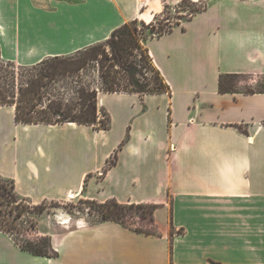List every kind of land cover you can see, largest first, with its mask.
I'll return each instance as SVG.
<instances>
[{"label": "crops", "instance_id": "1", "mask_svg": "<svg viewBox=\"0 0 264 264\" xmlns=\"http://www.w3.org/2000/svg\"><path fill=\"white\" fill-rule=\"evenodd\" d=\"M177 1L0 0V58L68 54ZM143 44L169 91L99 92L107 130L17 122L1 104L0 176L33 204H155L157 233L109 219L63 227L49 257L0 230V264H264V91L218 90L220 74L264 77V0H205Z\"/></svg>", "mask_w": 264, "mask_h": 264}, {"label": "trees", "instance_id": "2", "mask_svg": "<svg viewBox=\"0 0 264 264\" xmlns=\"http://www.w3.org/2000/svg\"><path fill=\"white\" fill-rule=\"evenodd\" d=\"M137 20H131L115 28L103 41L68 54L48 56L32 65L5 61L9 71L3 69L0 64V105H13L17 122L48 124L74 122L92 125L97 130H107L110 118L107 112L97 105L99 92L123 91L142 95L169 91L168 84L142 42L137 30ZM141 24L149 28L151 33L148 37L159 36L172 27L160 24L155 27L152 22L145 25L142 21ZM176 24L178 23L174 25ZM237 76L220 74L219 92L235 91L234 86L230 85L231 80ZM100 114L105 120H101ZM98 122L101 123L99 127ZM115 157L116 151L102 173L114 163ZM24 202H28L27 198L15 191L13 181L0 176V230L9 232L15 228L16 221L22 216L23 211L39 212L37 208L35 210ZM91 202L96 204L102 219L116 221L135 231L151 233L129 227L120 218L124 214V209L145 207L150 220L153 221L155 204L119 203L115 199ZM15 243L22 250L35 255L49 257L56 255L47 237L41 238L40 243L43 246L38 248L22 246L16 241Z\"/></svg>", "mask_w": 264, "mask_h": 264}, {"label": "rangeland", "instance_id": "3", "mask_svg": "<svg viewBox=\"0 0 264 264\" xmlns=\"http://www.w3.org/2000/svg\"><path fill=\"white\" fill-rule=\"evenodd\" d=\"M204 5L205 0L196 3H191L187 0H178L174 4L164 5L162 11L149 21L138 19L136 25L138 33L142 37V42H144V39L147 38L151 32L148 27L141 24V21L144 22L145 25L152 22L155 27H157L158 24L164 27L167 25L173 26L176 22L180 23L181 20L191 16L195 13V10L202 8ZM0 64L3 69H9L7 63L1 60V58ZM6 80L8 81V76ZM232 86H234L235 90L240 91H264V77L250 78L240 75L233 78V81L231 80L230 87ZM100 118L101 120H105V117L101 114ZM87 126L93 127L92 125ZM97 126H101V123L98 122ZM27 201L28 202H24L25 205L34 207L35 210L37 208L39 212H34L33 210L23 211L22 216L16 221V227L12 228L9 232H5L10 235L14 243L16 241L22 246H29L32 248L41 247L43 245L40 241L43 237H47L51 245V232L61 230L63 227H75L102 219L96 204L92 203V200L81 196L68 198L63 201L43 200L36 204L31 203L28 199ZM120 220H122L125 225L132 228H138L151 233H157L158 231L157 226L150 220L147 208L145 207H130L124 209V214L121 216Z\"/></svg>", "mask_w": 264, "mask_h": 264}, {"label": "bare ground", "instance_id": "4", "mask_svg": "<svg viewBox=\"0 0 264 264\" xmlns=\"http://www.w3.org/2000/svg\"><path fill=\"white\" fill-rule=\"evenodd\" d=\"M69 197H73V195H68Z\"/></svg>", "mask_w": 264, "mask_h": 264}, {"label": "built area", "instance_id": "5", "mask_svg": "<svg viewBox=\"0 0 264 264\" xmlns=\"http://www.w3.org/2000/svg\"><path fill=\"white\" fill-rule=\"evenodd\" d=\"M69 197V196H68ZM69 198H73V197H69Z\"/></svg>", "mask_w": 264, "mask_h": 264}]
</instances>
